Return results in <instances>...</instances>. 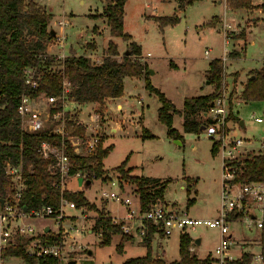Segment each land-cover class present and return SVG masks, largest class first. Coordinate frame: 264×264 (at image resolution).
Returning a JSON list of instances; mask_svg holds the SVG:
<instances>
[{"label":"rangeland","instance_id":"1","mask_svg":"<svg viewBox=\"0 0 264 264\" xmlns=\"http://www.w3.org/2000/svg\"><path fill=\"white\" fill-rule=\"evenodd\" d=\"M107 1L35 0L53 16L49 29L61 33L57 23L68 22L63 30L66 37L64 53L69 54L68 57L95 56L103 60L104 51L111 40L117 46L116 59L120 62L128 52L129 42L110 37L106 22L101 18ZM251 2L250 10L231 11L226 6V0H201L180 11L176 0H127L123 32L141 48L138 60L143 66V75L124 78L122 95L117 101L122 105L123 114L114 107V101H106L102 107L94 104L81 108L85 123L89 122L87 115L92 112H98L103 117L99 134L103 147L112 148L103 160L104 171L110 180L93 181L90 186L80 190L77 181L70 179L66 182V191H82L98 211L104 209L115 221L125 222V207L103 197L104 193H120L128 196L135 208L140 207V196L134 184L121 179L115 171L125 163V170L131 169L130 176L166 182L163 199L157 204L187 212L190 218L196 220L217 217L223 180L219 150L222 141H215L217 151L213 155L211 148L214 140L206 135V130L198 134L185 133L181 113L186 99L208 96L213 92L214 88L207 84L205 74L211 61L220 60L219 91L220 97H225L227 116L219 134L225 137L226 145H230L232 139H242L245 143L243 149L236 151V160L261 151L264 123L257 124L255 119L264 121V104L262 101L245 103L240 97L252 75H264V0ZM172 16L177 17V24L165 28H160L153 20ZM92 29L99 31L95 32L99 35L92 37ZM224 30L228 41L224 39ZM80 42L82 45H79ZM206 51L208 56L205 55ZM225 53L226 59L223 61ZM147 72L149 86L178 112L171 122L172 129L180 137L177 140L171 139L166 126L158 121L161 102L146 87ZM127 118H134V123L135 120L141 121L145 129L140 124L130 127ZM240 122L243 126H240ZM142 134L151 137L143 139ZM187 180L194 186L189 195L186 191ZM189 200H193V203L188 204ZM95 218V212L67 208L59 227L51 219L31 220L29 223L38 230L43 226L48 227L50 232L47 234L60 238L66 252L62 264H122L145 255V247L138 234L142 227L140 220L132 222L129 235L123 233L132 239L123 244L121 253H117L121 236H112L108 246H101L100 234L91 231ZM189 235L192 239L201 240L199 246L195 245L196 260L205 258L218 241L217 230L206 227H197ZM245 237L251 239L253 235L245 234ZM17 239L20 238L13 236L12 242L15 243ZM151 248L152 253L158 254L166 263L175 262L179 260V235L175 233L166 240L154 236ZM232 255L236 256L235 253ZM5 264L27 263L19 258H7Z\"/></svg>","mask_w":264,"mask_h":264},{"label":"trees","instance_id":"2","mask_svg":"<svg viewBox=\"0 0 264 264\" xmlns=\"http://www.w3.org/2000/svg\"><path fill=\"white\" fill-rule=\"evenodd\" d=\"M200 1L176 0L177 9L183 11L186 7ZM126 2L127 0H108L104 5L101 18L105 19L110 37L121 38L129 42L128 55L124 54L123 59L118 62L116 59L117 46L109 40L102 63L94 66L89 59L84 57L72 56L62 62L45 57L46 48L54 38L51 35L52 30L48 28L52 15L33 0L28 2L26 0H0V201L5 200L11 193L10 181L5 175L6 164L17 166L22 163L23 171L27 176L26 190L20 202L22 208L30 211L51 207L57 211L60 199L63 198L73 203L77 210L95 212L96 218L91 231L100 234V245L103 247L110 244L112 236L120 235L121 241L116 247L117 253L122 252L123 244L132 237H126L121 231V224H114L104 209L98 211L84 197L82 191L61 193L58 188L59 179L50 175L48 171L51 161L42 159L37 152L42 143L60 145V138L52 135L53 125L38 133L22 134L17 109L18 98L23 88L24 70L29 67H37L40 74L41 79L36 94L59 95L64 79L70 85V98L78 105L95 104L102 107L107 100L120 98L123 91V79L141 76L144 71L138 60L141 56L140 47L131 41L128 34L123 32ZM226 6L231 11L250 10L252 2L251 0H226ZM153 20L160 28L174 26L178 22L176 16ZM221 71L220 60L211 61L205 77L208 85L213 86V92L208 96L184 101L181 117L185 133L198 134L201 128L205 130L213 124L207 114L213 102L220 97ZM145 83L146 87L160 99L158 121L166 126L171 139H179V135L171 127L172 117L178 112L157 90L149 86L148 72L145 75ZM240 97L245 103L262 101L264 104V75L262 73L252 75L243 87ZM84 133V128L77 126L74 122L66 123V137L83 136ZM150 137L151 135L142 134L141 136L143 139ZM111 150V146L103 147L102 140L95 151L86 157L77 156L68 150L67 156L72 167L69 175L72 177L77 172H85L87 174L85 181L108 182L110 179L103 170V160ZM216 151L217 146L213 144L211 153L214 155ZM229 166L234 171V183L264 182V140L259 153L247 154L242 159L232 161ZM125 167L123 163L115 171L121 179L133 183L136 187L140 196V213L142 214L150 204L163 199L166 182L159 179L130 176L131 169L125 170ZM193 187L187 180L188 195ZM191 203L193 200L188 201V204ZM153 237L154 231L148 227L146 235L141 239L145 247V255L129 259L122 264H168L158 254L152 253ZM41 239L48 244L60 243V238L50 234L42 236ZM30 241L31 239H17L15 243L10 244L1 252V257L4 259L19 258L27 264H59V261L53 258L38 260L29 258L25 251ZM189 245V237L182 236L179 239V260L169 264H207V260H196L195 257H190L187 251ZM261 245L264 260V231ZM250 262L251 257L244 255L236 264H250Z\"/></svg>","mask_w":264,"mask_h":264},{"label":"built area","instance_id":"3","mask_svg":"<svg viewBox=\"0 0 264 264\" xmlns=\"http://www.w3.org/2000/svg\"><path fill=\"white\" fill-rule=\"evenodd\" d=\"M67 25V21L57 23L61 33H55L53 40L46 48L45 57L53 58L59 62L68 58L69 54L64 53L66 37L63 35V30ZM223 36L228 41L226 30H224ZM205 55L208 56V51L205 52ZM86 58L94 66L102 63V60L95 56ZM225 59L226 53L222 57L223 61ZM40 79L37 67H29L24 70L23 88L18 98L19 125L22 134L38 133L53 125L52 135L60 138V145L42 143L37 152L42 159L51 161L48 171L50 175L59 179L58 188L62 193L66 191L68 180L82 179L84 182L87 178L85 172H77L72 177L69 175L72 167L67 151L71 150L80 157L92 154L101 140L99 133L103 118L98 112H92L87 115L89 122H83L79 109L82 105L76 104L70 98V85L64 79L59 95L36 94ZM224 98L222 96L213 102L207 114L213 124L206 128V131L204 130L206 135L214 140V144H216L215 141H222L219 150L222 155L223 180L220 208L215 219H192L187 212L176 211L166 204L157 203L150 204L141 214L139 205L135 208L131 199L126 195L104 193L103 197L105 200H112L125 207L126 218L124 221L128 224L113 220V223L121 224V231L124 234L129 235L133 228L131 223L134 220H140L142 227L138 234L141 238L146 235L148 227L153 229L154 236L164 240L169 239L175 233L179 235V239L182 236H188L190 245L187 251L190 257H195L196 239H192L189 233L197 227H206L217 230L218 241L205 258L197 260H207V264H236L244 255H249L251 257L250 264H264L261 245L264 231V182L234 183V171L229 164L236 160L238 156L236 151L243 149L245 143L242 139H232L229 140L230 145H226L225 137L219 134L220 129H223L225 125L227 116ZM118 111L121 110L118 109ZM68 122H74L77 126L84 128V135L66 137V123ZM255 122L257 124L264 123L261 119H255ZM28 173L31 174L30 171ZM5 175L9 178L11 193L2 201V206L0 205V264H5L6 259L1 257V252L13 243V236L31 239L25 251L29 258L36 260L53 258L62 264L66 253L64 243L48 244L43 242L41 237L45 236L46 231L50 229L43 226L38 230L29 221L51 219L54 221V225L59 227L64 218V211L67 208L75 209L73 203L61 198L57 211L51 207L27 211L20 205L27 186V176L23 171L22 163L17 166L7 163ZM245 234L253 235V237L246 239ZM232 253H235L236 256L234 257Z\"/></svg>","mask_w":264,"mask_h":264},{"label":"crops","instance_id":"4","mask_svg":"<svg viewBox=\"0 0 264 264\" xmlns=\"http://www.w3.org/2000/svg\"><path fill=\"white\" fill-rule=\"evenodd\" d=\"M34 2H35V0H33ZM36 3V2H35ZM37 5H39L38 3H36ZM40 6V5H39ZM44 9H46L45 7H43ZM46 12H47V10H46ZM48 13V12H47ZM53 17V16H52ZM91 18H94V16H91ZM102 20L103 21H105V19H103L102 18ZM68 23V22H67ZM107 27V26H106ZM96 29H92V37L93 36H96V35H99V34H96V33H100L99 31L97 32V31H95ZM53 31V30H52ZM96 32V33H95ZM54 33H57V32H54ZM90 42L91 41H94L93 39H90L89 40ZM94 43H95V41H94ZM96 44V43H95ZM79 45H82V42H80L79 43ZM140 47V46H139ZM141 49V48H140ZM141 53H142V51H141ZM142 56H143V54H142ZM153 74V73H152ZM124 80V79H123ZM119 99V98H118ZM118 99H113V100H107V101H114V102H116L115 104H114V107L118 110V109H120L121 111V113L120 114H123V111H122V105L120 104V103H118L117 101H118ZM106 103V102H105ZM87 105H94V104H87ZM83 106H86V105H82L79 109H80V115L82 116V113H81V108H83ZM103 118V117H102ZM103 121H101V123H102ZM127 122H128V125H130V127H133V125L134 124H140L141 125V128L142 129H145L144 127H142V123H141V121H136L135 120V123H134V118H127ZM132 122V123H131ZM130 127H129V129H130ZM127 132L128 131H126L125 132V134L127 135ZM104 145V144H103ZM105 147V146H104ZM127 169V168H126ZM103 170H104V167H103ZM107 176V175H106ZM108 178H110L109 176H107ZM160 180V179H159ZM78 185V184H77ZM80 190L81 189H83V187L81 188V187H78ZM80 190H78V191H80ZM75 192V191H74ZM107 212V211H106ZM108 213V212H107ZM109 215V217H110V214H108ZM70 217H72V218H74L72 215H69ZM111 219H112V221L113 220H115L114 218H112V217H110ZM131 225H132V223H131ZM48 232H50V230H48ZM47 232V233H48ZM197 240V239H196ZM198 240H200V239H198ZM201 244V240H200V243H199V245ZM199 245H197V246H199ZM154 254V253H153ZM176 261H178V260H176Z\"/></svg>","mask_w":264,"mask_h":264},{"label":"water","instance_id":"5","mask_svg":"<svg viewBox=\"0 0 264 264\" xmlns=\"http://www.w3.org/2000/svg\"><path fill=\"white\" fill-rule=\"evenodd\" d=\"M51 35H55V33H54V31H51ZM126 55H128V53H125ZM150 74H152V72H150ZM208 84V83H207ZM240 126H243V123L242 122H240ZM200 131H204V129L203 128H201L200 129ZM77 184H78V187H88V186H90L91 185V182L90 181H84L83 182V180L82 179H78L77 180ZM2 204H3V202L2 201H0V205L2 206ZM25 209V208H24ZM26 211V210H25ZM46 232H48V230L46 231ZM199 243H200V240H196L195 241V244L196 245H199ZM89 255H91V253L89 252L88 253ZM69 264H74V262H70Z\"/></svg>","mask_w":264,"mask_h":264}]
</instances>
